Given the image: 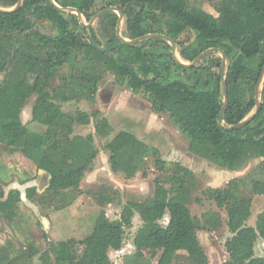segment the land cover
<instances>
[{"label":"trees","instance_id":"obj_1","mask_svg":"<svg viewBox=\"0 0 264 264\" xmlns=\"http://www.w3.org/2000/svg\"><path fill=\"white\" fill-rule=\"evenodd\" d=\"M52 1L61 8L76 9L87 23L94 10L115 7L123 15V39L163 35L174 42L176 54L187 64L208 49H220L227 57V104L220 123L219 54L207 55L196 66H182L166 40L123 43L116 35L118 15L114 12L100 16L96 29H85L76 15L59 11L49 0H22L18 10L0 13V146L27 159L49 178L43 194L35 186L27 187L26 199L41 207H51L48 204L59 199L64 208L70 203L69 193L78 191L92 171L98 155L93 136L71 137L73 126L87 124L90 115L64 113L59 103L92 101L101 73L107 72L133 94L142 95L153 113L168 115L194 156L231 172L262 160L245 176L230 180L223 188H209L202 195L226 215L231 236L224 245L225 264H264V258L254 255L257 240L264 241V224L246 225L252 200L244 193L250 189L254 195H264V79L254 119L243 128L227 129L255 109V89L264 67V0H208L215 15L202 8V0ZM17 2L0 0V8L12 9ZM63 68L66 75L59 74ZM57 76L60 93L44 95ZM32 97V120L44 126L46 133L31 131L21 122V110ZM96 121L97 135L109 137L112 129L107 121ZM104 151L109 154L110 171L127 179L134 178L151 158L155 169L164 173L154 181L153 196L125 204L118 220L110 221L100 212L78 252L74 242L53 243L44 234L48 253L33 243L18 251L7 240L0 246V264H33L37 257L45 259L41 264H111L108 253L121 250L135 215L142 224L134 235V252L124 256L123 264H151L145 254L156 257L158 253L157 264H180L181 256L190 264H209L197 231L219 230L222 217L217 211H207L200 220L191 215L186 191L191 172L179 163L168 165L157 149L126 131L116 133ZM56 194V199L49 198ZM22 199L18 189L5 193L0 186V219L13 226L20 219L17 213ZM165 215L170 223L167 228L160 224Z\"/></svg>","mask_w":264,"mask_h":264},{"label":"rangeland","instance_id":"obj_2","mask_svg":"<svg viewBox=\"0 0 264 264\" xmlns=\"http://www.w3.org/2000/svg\"><path fill=\"white\" fill-rule=\"evenodd\" d=\"M195 0H192V2ZM198 2H201L198 0ZM202 8L213 15L214 11L209 6L208 0H202ZM99 9V6L96 7ZM96 13L98 10H94ZM95 13V14H96ZM94 14V15H95ZM87 24L86 20L83 19ZM96 29V22L93 24ZM124 29V19L120 25V33ZM48 32V31H46ZM176 57L179 59L178 55ZM60 75H66V69L59 71ZM60 77L53 79L44 95L52 97L60 93ZM34 97L30 98L20 113L23 125L36 133H46L45 127L32 120V105ZM64 113L74 114L78 111L90 115L87 124H75L71 137L92 135L98 155L94 161L93 169L87 173L80 184L78 191L69 193V204L61 208V200L56 195L49 198L56 199L46 206H39L36 202L28 201L25 197V189L35 186L39 194L48 188L49 178L42 171H38L30 161L19 154H9L0 146V186L5 193L14 188L21 192L23 199L18 206L20 219L13 226L0 219V246L7 240L12 241L18 251L26 250L28 243H33L41 252H47V245L43 235L46 234L53 243L74 242L77 252L81 250L82 242L92 232L95 220L100 212H104L110 221L118 220L122 208L128 202H142L154 194V181L162 178L161 173L153 166V160L147 158L141 171L131 179L124 175L113 174L108 164L109 154L104 151L105 144L116 133L126 131L133 134L150 149L155 148L168 165L179 163L187 168L192 177H188L186 191L188 193V208L191 215L197 219L207 211L220 212L222 226L215 232L197 231L198 241L204 250L209 264H225L228 254L225 250V242L230 238L226 227V215L218 210L215 205L206 201L202 195L207 189L223 188L234 179L241 178L252 171L262 160H254L242 170L231 172L220 169L208 161L194 156L188 151V140L173 125L166 114H155L150 104L140 94H133L124 84L117 81L107 72L101 73V80L92 101L85 99L59 103ZM92 114H95L91 116ZM105 119L112 129L109 137L102 138L95 132L96 120ZM22 182H26L21 185ZM250 190V189H249ZM248 189L244 193L252 200L251 216L246 222L247 226L257 227L264 224V195H254ZM73 196V197H72ZM198 200V201H197ZM138 215L132 219V227L126 230L123 245L120 251H109L111 264H123L125 255L134 252L133 239L136 231L141 226ZM160 224L169 226L168 215H165ZM145 257L151 264H157L158 257ZM255 257L264 258V241L258 239L254 246ZM50 259V257H49ZM51 260V259H50ZM45 263V259H34L33 264ZM180 264H190L186 256L178 259Z\"/></svg>","mask_w":264,"mask_h":264},{"label":"water","instance_id":"obj_3","mask_svg":"<svg viewBox=\"0 0 264 264\" xmlns=\"http://www.w3.org/2000/svg\"><path fill=\"white\" fill-rule=\"evenodd\" d=\"M49 1L59 11H62V12H65V13H71V14L76 15L80 25L83 28H85V29H89L90 27H92L93 24L96 22V20L100 16L104 15L105 13L114 12V13H116L118 15V24H117V28H116V35L123 43L129 44V45H135V44H137V43H139V42H141L143 40H149V39H156L157 38V39L166 40L169 43V45L171 46V48H172V53H173L175 61L177 63H179L180 65H182V66H186V67L196 66L207 55L214 54V53L215 54H219V56L221 58V88H222V96H223V106H222V110H221V114H220V123L223 122V114H224V111H225V108H226V104H227V99H226L227 98V89H226L225 76H224V73H225V70H226V67H227V57H226V55H225V53L223 51H221L220 49H215V48L208 49L205 52L201 53L197 58H195L194 61L191 64H187V63L182 62L180 59H178L176 57V55H177L176 54V46H175L174 42H172L171 40H169L167 37H165L163 35L148 34V35L142 36V37H140L138 39H135V40H132V41H128L126 39H123L121 37V33H120V25H121V22L123 21V15H122L121 11L118 10L117 8H115V7L106 8V9H103V10L97 12L90 19V21L87 24H85L84 21H83V19H84L83 16L76 9H73V8H61L60 6H57L52 0H49ZM21 5H22V0H18L16 6L14 8H12V9H2V8H0V13L16 11V10H18L21 7ZM105 50H106V47H104L103 51H105ZM263 79H264V67L262 69L260 79H259L258 84H257L256 89H255V102L256 103H255L254 111L250 114V116H248L242 122H240V123H238V124H236L234 126L228 127L227 128L228 130H234V129L243 128L245 125H247L248 123H250L254 119V117L257 114V112L259 110V107H260V95H259V93H260V88H261ZM42 173H43V171H42Z\"/></svg>","mask_w":264,"mask_h":264}]
</instances>
